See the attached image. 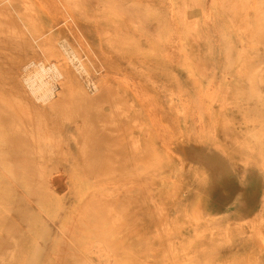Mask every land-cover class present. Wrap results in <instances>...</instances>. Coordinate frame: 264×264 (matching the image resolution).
I'll list each match as a JSON object with an SVG mask.
<instances>
[{
    "label": "bare ground",
    "instance_id": "bare-ground-1",
    "mask_svg": "<svg viewBox=\"0 0 264 264\" xmlns=\"http://www.w3.org/2000/svg\"><path fill=\"white\" fill-rule=\"evenodd\" d=\"M2 12L17 34L0 38L15 45L3 49L11 66L0 52L15 75L0 76V264H210L227 220L214 194V224L209 212L182 216L174 177L219 184L212 170L225 164L212 156L231 154L217 134L229 104L262 123L264 141V0H0ZM213 82L214 134L183 128ZM250 215L249 232L262 216Z\"/></svg>",
    "mask_w": 264,
    "mask_h": 264
},
{
    "label": "rangeland",
    "instance_id": "rangeland-1",
    "mask_svg": "<svg viewBox=\"0 0 264 264\" xmlns=\"http://www.w3.org/2000/svg\"><path fill=\"white\" fill-rule=\"evenodd\" d=\"M3 13L5 14V16L3 15ZM8 15H10V18H13L14 16L12 13H5V12L0 13V16L6 17L7 20L9 18ZM10 20H8L5 23L11 26L12 25L11 22L13 23L14 19L11 22H9ZM4 25H1L2 27H4V30H2V28L0 27L1 29L0 36L3 34L4 31V34L0 37L1 39L3 37L4 40V37L6 35L5 32L7 31L9 32V29L10 32H12L9 33V36H11L14 31H15L14 33L17 34V30L14 29L13 27L14 24L11 26L13 27V31L11 30L10 26H9L10 28L8 27L7 29H5L6 25L5 26ZM238 31H242L244 33L245 29H240ZM257 33H259V36H261V34L264 33V28L258 29ZM11 39L12 38L10 37V40ZM0 43L2 44V45L0 44V48L2 49V50L0 49L1 50L0 52L4 53V55L1 54V58L3 55V58L5 57V59L7 60L8 59L6 55L7 52H5L6 50L3 49L4 47H6V45L8 46L9 43L7 42V40L4 43H2L1 40ZM256 44L257 45H255V47L257 50V56L259 55V57L262 59L256 61L257 66H255L259 70L258 88L262 93H264V54H263L264 39L262 37H258V42H256ZM14 46L15 45H12L11 47L9 46L10 48L6 47V49L11 50V48H15ZM212 47L214 48V46ZM243 47H244L243 44H241V49ZM9 59L10 60L7 61L11 63L12 57H9ZM1 60H0V66H1ZM2 65L6 66L4 64V61ZM9 65L11 66L12 63ZM3 69H5L6 71ZM3 69L2 70L0 69V71H2L0 72L1 77L3 72L6 73L9 70V67L8 69L7 67L6 68L3 67ZM12 69L10 70L11 72H7L8 75L12 73V78H10L11 75L8 76L7 81H10L9 79H13L14 71ZM5 73L4 76L6 78L7 75H5ZM1 80H2L1 83L3 81H6L5 79L3 80V78ZM225 81L226 78H223L221 80V83H224ZM212 85L213 87L210 90L211 94L209 93L208 96L210 99V103L204 106L197 107V109L192 110L193 126L190 124L189 127L184 126L183 128L189 130L192 128L193 130L196 131V133L200 135L214 134L215 127L208 121V118H210L211 120L213 114L217 113V109L214 108V103L218 98V91L216 90L217 82H213ZM8 94L6 93V95ZM199 97L200 96H198V98ZM4 98L2 95V101L6 100V96ZM246 104L252 107H257L261 105L260 102L255 103L252 98H248L246 100ZM6 105L7 107L11 106V104L8 105V103ZM204 107H205V111H204ZM11 109L12 111H14L13 107H10L8 109L9 113H12ZM196 111H198V114H196L197 113ZM219 112H220L219 117H217V119H219L217 134L219 136L220 135L223 136L228 141V146L231 149V154H226L223 156H214V155L212 156L213 162H215L217 159L220 158L223 159L225 164L224 171L222 173L221 170L220 171H216V169L212 170L213 180H216L218 178L219 184L218 185L214 184L209 177H207V184H205L203 181H200L197 177L191 178L190 176L184 175L183 173L177 174L174 177L178 189V194L180 196V202L177 207L180 210L182 216L188 215L189 217L195 216L198 218L201 216L203 219L206 215V212H209V214L211 215L210 221H212V224H214L216 221L215 219H217L216 218L217 216L212 217V215L217 214L216 212L217 208L219 207L222 208L224 217L227 220V227L226 229H223L220 232L221 238L217 246L216 247L214 246L216 249L214 248V252L212 253L211 256L212 261L210 260L211 261L210 264H215V263L264 264V237H263L264 236V141H263V134L261 133L262 123L259 124L257 127L255 121L252 118H250L248 114L239 111L236 106L231 104H229L226 109L219 110ZM9 113L8 115H10ZM199 113L201 114L202 117L205 118V121L201 120ZM9 121L10 119L8 120L6 119V122ZM198 121L199 124H197ZM257 140L259 141V145L263 147V150L256 151L258 150ZM219 141L220 140L218 139V137L214 138L213 146L217 145ZM176 143L180 147H186L188 142L183 136H181L176 139ZM170 160L174 164L172 166V170L175 168H179V165L181 166L180 164L181 159L177 155L173 154L172 156H170ZM184 164L185 165L189 164L190 166H192L195 163L193 161L190 162L189 160H185ZM183 169L184 168L182 167V170ZM53 184H54L53 189L55 190L54 191L55 194L57 196L63 195L64 194L63 192L65 191L64 180L59 179L55 181ZM202 194L204 197L202 196ZM207 194L215 195L213 198L215 199L216 202H219L218 204L219 207L215 205V203L210 204V199H209L210 196H208ZM167 195L170 201L174 200L172 199L173 197L170 196L169 192H167ZM254 211L260 212L262 216H261V220H259L257 224L249 232L248 231L249 226L246 225L245 222L251 217L250 214H252ZM237 224H241L242 230L246 232L245 233L246 235L239 234L235 230ZM54 225L55 224H53V226ZM54 227L57 228L56 225ZM151 253H157V251L155 249H152ZM32 256L33 254L27 256V258L31 259ZM181 257H182L181 255H177V257H175V261H174L175 264L178 260L181 259ZM25 258L26 256H17L14 259L15 260L14 263ZM191 258L194 257H192L191 255L190 257H185V259L189 260L188 264H192V262L190 261ZM37 259H40L39 264H43V263L45 264V262L49 263L51 257L45 254V255H39Z\"/></svg>",
    "mask_w": 264,
    "mask_h": 264
}]
</instances>
